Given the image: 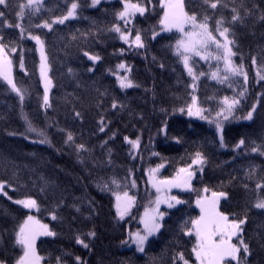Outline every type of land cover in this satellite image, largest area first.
I'll return each mask as SVG.
<instances>
[{
    "label": "trees",
    "instance_id": "trees-1",
    "mask_svg": "<svg viewBox=\"0 0 264 264\" xmlns=\"http://www.w3.org/2000/svg\"><path fill=\"white\" fill-rule=\"evenodd\" d=\"M21 2L26 0L0 5L4 12L0 35L3 43L16 48L15 53L9 52L13 77L25 90L21 106L16 94L0 80V182L13 199H35L37 215L54 233L35 242L40 264H57L58 259L59 264H78L77 258L79 264H173L174 259L175 264H183L179 254L195 264L192 221L197 220L194 202L202 192L208 196L224 193L218 211L229 220L245 219L240 238L248 245L249 254L241 257V264H264V210L254 206L258 198L264 199V188L256 187L264 184V155H260L264 151V80L256 75L257 67H264V20L260 19L264 0H222L215 10L203 0H183L185 12L195 14L198 21L209 17L210 31H216L218 19L225 21L230 38L236 41L232 60L237 65L243 63L248 73L246 86L242 76H230L224 83L213 79L211 74L218 69L221 76L226 74L222 62L212 58L217 53L214 45L209 47V59L190 57L198 76L197 104L207 110L205 116L210 113V118H215L224 97H237L247 87L234 115L228 120L220 118L223 147L215 123L186 116L193 93L192 77L175 54L180 35L173 30L161 31V0H133L147 9L127 25L133 35L135 29L140 30L145 44L140 49L122 44L118 34L110 31L113 25L127 30L116 18L122 9L120 0L94 8L91 0H77L81 5L77 18L55 24L51 31L35 25L66 14L70 0H44L38 14L26 10L23 19L17 16ZM225 4L227 7L222 6ZM233 8L238 9L241 21H231ZM4 20L13 27H4ZM17 23L25 29L23 39ZM154 31L159 35L153 39ZM29 34L40 36L45 45L52 80L47 108L42 107L38 58ZM85 52L99 60L88 61ZM21 53L27 75L19 66ZM253 57L257 58L256 66ZM120 63L129 67V77L138 87H118L111 73ZM253 105V117L245 121L243 117ZM182 107L184 112L179 111ZM22 117L31 120L48 142H34L41 137L27 131ZM69 133L73 140L66 142ZM125 137L140 140L135 155ZM242 139L245 144L236 148ZM81 144L86 150L78 152ZM253 146H259V151L252 152ZM196 152L205 159L202 172L195 174L189 191L175 193L182 203L172 209L161 208L160 230L147 240L142 253L137 252L130 246V233L141 232L139 219L150 195L145 169L164 164L162 176L169 177L187 166ZM124 192L134 197L135 204L128 217L118 221L113 195ZM27 213L0 195V261L4 264H16L20 259L22 248L15 239ZM49 215L56 219L49 221ZM187 230L193 234L185 235ZM77 237L88 248L77 244Z\"/></svg>",
    "mask_w": 264,
    "mask_h": 264
},
{
    "label": "snow or ice",
    "instance_id": "snow-or-ice-1",
    "mask_svg": "<svg viewBox=\"0 0 264 264\" xmlns=\"http://www.w3.org/2000/svg\"><path fill=\"white\" fill-rule=\"evenodd\" d=\"M123 4V10L118 11L116 13V18L119 21H122L125 28L127 29V25L133 24V17L136 14L143 16L146 12L145 6L142 3L133 2V0H120ZM152 0H148V3H151ZM205 4H207L211 9H217L218 6H221L222 0H203ZM101 3V0H91L90 6L96 7ZM0 5L7 7L8 0H0ZM223 7H227V5H222ZM44 7L43 0H27L26 3L21 2L19 4V12L17 13L18 18L23 19L25 16V11L28 10L30 14H38L41 9ZM81 7V5L77 2V0H70V6L67 8L66 14L61 17L54 18L51 23L48 21H44L42 24H36V27L47 28L51 31L53 24H64L65 21L69 19H76L78 16L77 9ZM161 7L164 8V14L161 17L159 24L161 26V31L171 32L173 29H176L180 33V38L177 40L175 48L176 55L180 57L185 70L188 75L192 77L193 81L198 79V76L193 71V66L190 65V55L198 56L202 60L209 59L212 54L209 51L210 45H214L217 49V53L212 56V58L217 60H223L224 63V72L225 75H220L219 69L215 72H212L211 77L213 79H217L218 82L224 83L229 80L230 76H242L245 86L248 83V73L244 70L245 66L243 63L237 65L232 61V57L236 55V52L233 51V45H235L236 41L230 38V28L225 26V21L223 19H218L216 21V34L214 35L212 31L209 30L208 19L209 17L206 15L202 21L197 20V16L195 14L189 15L184 10L183 0H161ZM232 17L231 21L233 23L237 21H241L242 17L239 14L238 9H232ZM4 17V12L0 11V18ZM261 20H264V16H261ZM186 25H190L191 30L185 31ZM4 27H13V25L7 21H3ZM16 28L20 29L21 39L24 38L25 29L20 24L17 23L15 25ZM110 31H114L119 35L120 40H122L125 44H128L130 47H135L137 49L144 48L145 44L142 39V35L139 29H135V37L134 39H130L131 33L133 29H127L126 31H122L119 25H113ZM159 35V32H153V39ZM28 39L33 40L37 45V51L40 53V77L44 86V94H43V104L42 107L47 108L50 107L49 104V90L52 86V80L48 76V72L50 70V66L48 64V58L45 54V45L44 41L38 35L29 34L27 36ZM4 37L0 35V80L8 85L13 93L19 98L21 106H23V101L25 99V90L20 88L12 74L13 69V60L9 56V52L15 53V47H9V45L3 43ZM190 54V55H189ZM85 56H88L89 60L96 62L99 60L98 56L89 55L87 52L84 53ZM252 64L256 66L257 58H252ZM20 69L25 71L27 75L25 65H24V57L21 53L20 56ZM125 65L123 63L117 66L118 69H125ZM71 71V69L69 70ZM91 71V69H89ZM200 75H204V73H200ZM257 79L264 80V67H257ZM117 81L119 82V86L121 89H127L132 87H138L135 85L127 76L121 77L117 74ZM231 87V85H229ZM193 88V92H195L196 85L193 83L191 85ZM235 91V89H234ZM247 92V87H245L242 91L238 93L237 97L229 98L224 97L220 104L222 107L216 112L215 118H210L209 116H205L204 112L207 111L198 106L197 97L193 94L191 97V103L187 104V114L192 117L195 116L199 119L207 120L209 124L215 123L216 129L218 132L222 131V122L220 118L223 120H228L230 117L234 115V110L241 103V99L245 96ZM113 108H116V103H113ZM255 105L251 111L247 113L245 120H251L253 117V112L255 111ZM180 112H184L185 109L182 107L179 109ZM79 115V113H77ZM25 120L27 131L35 133L37 136L41 137V139L34 141L36 143H46L47 138L45 134L35 128L32 124L31 120H28L27 117H22ZM104 127L100 128V131H103ZM10 135H14V133H9ZM27 138V137H26ZM126 142L130 143L133 149L138 148L139 139L135 141L129 140L128 137L124 138ZM73 140V136L71 133L67 135V141L70 142ZM245 144V141L242 139L236 145V148H240ZM224 146L223 136H221V147ZM86 150L84 145H78L77 151ZM252 152L259 151V146H253L251 148ZM260 155H264V151H260ZM205 163V159L200 152L195 153V158L192 160V165H202ZM162 167V165H161ZM191 165L188 168H180L177 172L176 177L171 180H161L156 181L155 174L159 171V168L150 169L149 170V183L156 189L157 193L162 192V185L166 186L169 190L172 187L180 188V189H189L190 190V179L194 175L193 171H190ZM113 183H116L113 180ZM135 181L132 183V187H135ZM104 187H107L105 185ZM257 189L264 188V184L257 183ZM5 188L4 183H0V191ZM207 191V189H205ZM224 193H213V198L211 200L207 199H198L196 201L197 207L200 208V218L192 221V229L194 230V234L196 236V245L193 248V253L195 255L197 264H225V261L231 260L235 261L236 264H241L240 251L243 249L244 255L247 256L249 254V247L246 243H244L243 238H240V245H234L231 243V240L234 236H239L242 232V225L245 224V219L232 220L229 221V218L225 215H222L216 209V205L218 200ZM124 198L128 202L123 211H121V207L119 201L121 197L118 195L116 197L117 203V215L120 219L124 218V214L127 212L128 208L134 203V197L128 195L127 192H124ZM170 201H175L176 204H180L183 201L179 200L175 196H169L164 198L160 195L157 196L155 201L156 209H154L153 215L149 213H145V217L141 219V223L144 224V234L140 232L130 234V238L132 243L136 245V250L138 252L144 251L145 242L148 240V237L154 235L157 231H159L161 225L157 222V215L160 219H163L164 213L159 212V205L161 203H167L168 207H173V203ZM13 203L22 206L25 209H35L38 208L37 201L32 198L25 199H17L13 200ZM255 208L264 209V199H257L255 203ZM53 219H56L53 216ZM38 222L34 220V218L29 215L27 220L20 226L19 231L16 233L15 242L17 245H20L23 249V255L20 257L18 264H40L41 257L37 255L35 248V240L38 235H54L53 232L48 230L47 225H39V229L29 227L30 224H37ZM193 230L185 231V235H192ZM89 236L94 235V233H88ZM219 237V239H215ZM77 244H82L83 247L88 248V244L84 243V241L80 238H76ZM126 243V242H125ZM178 259L183 261V264H188V262L184 259L182 254L178 255ZM79 264V258H77ZM59 264V259L57 261ZM173 264H175V259Z\"/></svg>",
    "mask_w": 264,
    "mask_h": 264
},
{
    "label": "rangeland",
    "instance_id": "rangeland-1",
    "mask_svg": "<svg viewBox=\"0 0 264 264\" xmlns=\"http://www.w3.org/2000/svg\"><path fill=\"white\" fill-rule=\"evenodd\" d=\"M44 1V0H43ZM109 1H111V0H101V3H103V2H109ZM26 2H27V0H26ZM25 2V3H26ZM100 3V4H101ZM144 6V5H143ZM92 8H94V7H92ZM146 8V7H145ZM121 10H123V4H122V9ZM164 14V13H163ZM139 14H136L135 16H138ZM134 18V17H133ZM69 20H71V19H69ZM68 21V20H67ZM66 22V21H65ZM122 24H123V22L122 21H120ZM51 23V22H50ZM53 25H55V24H53ZM52 25V26H53ZM124 25V24H123ZM45 29H47V28H45ZM121 29H122V31H126V30H124L123 29V27H121ZM191 30V28H190V25H186V27H185V31H190ZM173 31H175V32H177L179 35H180V33L176 30V29H173ZM213 34L215 35L216 34V31L215 32H213ZM119 36V35H118ZM134 37H135V35H133L132 33H131V36H130V39H134ZM120 39V38H119ZM121 41V43L122 44H124V45H126V46H129L128 44H125L122 40H120ZM33 42V41H32ZM35 43V42H34ZM35 48H36V53H37V58H38V75H39V79H40V83H41V87H42V104H43V94H44V86H43V83H42V81H41V77H40V53H39V51H37V45L35 44ZM129 48H135V47H130L129 46ZM190 55V54H189ZM87 57V56H86ZM190 57H191V55H190ZM88 59V58H87ZM88 61H90V62H92V60H89L88 59ZM221 62H222V64H221V69H222V71L224 70L223 68H224V63H223V60H220ZM233 61V60H232ZM189 63H190V61H189ZM121 64V63H120ZM124 64V63H123ZM183 64V63H182ZM119 65V64H118ZM117 65V66H118ZM126 67H125V69H118L117 68V66H116V72H112L111 73V75L115 78V80H116V83H117V85H118V87L120 88V86H119V82L117 81V79H116V76H117V74L118 75H120L121 77H123V76H127L128 78H129V80H131L130 79V77H129V67L126 65V64H124ZM224 72V71H223ZM186 73H187V71H186ZM12 74H13V69H12ZM188 74V73H187ZM48 76H49V78H50V74H49V72H48ZM189 76V75H188ZM190 77V76H189ZM191 80H192V85H193V83H195V85H196V83H197V80L196 81H193V79L191 78ZM2 81V80H1ZM3 82V81H2ZM121 89V88H120ZM127 89H130V88H127ZM127 89H121V90H127ZM193 89V88H192ZM51 90H52V86H51V88H50V90H49V99H50V93H51ZM195 95V92H193L192 93V95ZM196 96V95H195ZM192 97V96H191ZM190 103H191V101H190ZM186 116H188V114H187V111H186ZM188 117H190V116H188ZM192 117H194V118H197V117H195V116H192ZM245 120V119H244ZM246 121V120H245ZM216 133H217V136H218V139L220 140V142H221V136H222V131L221 132H218L217 131V129H216ZM138 138H136V139H129V140H131V141H135V140H137ZM126 144L128 145V149H129V151L133 154V155H135L136 153H137V151H138V149H139V146H138V148H136V149H133V147H132V145L130 144V143H128V142H126ZM139 145H140V140H139ZM195 158V156L192 158V160ZM192 160H191V162L187 165V166H185V167H182V168H188L190 165H191V168H190V171H193L194 172V175L191 177V179H190V189H191V185H192V181H193V178H194V176H195V174L196 173H200V172H202V170H203V164L202 165H192ZM161 165H162V167H161ZM164 167H165V165L164 164H160V165H157V166H151V167H149V166H147V168L145 169V177H146V185H147V188H148V191H149V198H148V202H147V204H146V206L144 207V209H143V211H142V213H141V216H140V219H139V224H140V227H141V234H144V224H142L141 223V219L142 218H144L145 217V213L147 212V213H149L150 215H153V214H156V213H154V209H156V203H155V201H156V199H157V196L158 195H160V196H162V197H164V198H167V197H169V196H175V197H177L176 196V192H183V191H189V189H180V188H176V187H172L170 190L166 187V186H161L162 187V192L161 193H157L156 192V189L152 186V184L151 183H149V175H148V173H149V170L150 169H156V168H159V171L155 174V179H156V181H161V180H171V179H173L174 177H176V175H177V172H178V170L180 169H177L171 176H169V177H165V176H162V172H163V170H164ZM0 183H2V182H0ZM0 195H3V196H5L6 198H8L9 200H11L12 202H13V200H17V199H13V198H11L10 197V195H9V193H8V191L4 188L2 191H0ZM120 196L121 197V200L119 201V204H120V207H121V211H123L124 210V208L126 207V205H127V201H126V199L124 198V193H120V194H114L113 195V208H114V212H115V215H116V218H117V220L118 221H122V220H124L126 217H128V215H129V213H130V210L132 209V207L134 206V204H135V200H134V203H132V205L128 208V210H127V212L124 214V218L123 219H120L119 218V216L117 215V203H118V201H117V199H116V197L117 196ZM130 196V195H129ZM224 197V195L223 196H221L220 198H219V200L220 199H222ZM178 198V197H177ZM207 199V200H211L212 198H213V193H211V195L210 196H205L203 193L198 197V198H196V200H195V202H194V206H195V208L197 209V211H198V213H199V215H198V218L197 219H199L200 218V215H201V212H200V208L199 207H197V204H196V201L198 200V199ZM18 199H25V198H18ZM179 199V198H178ZM219 200H218V203H219ZM171 203H173V207H171V208H169L168 207V205H167V203H161L160 205H159V209H158V211L159 212H161V208H165V209H172V208H175V207H177L179 204H176L175 203V201H170ZM217 203V204H218ZM15 204V203H14ZM18 207H20V208H22L23 210H25V211H27L28 213H27V215H26V217L24 218V220L22 221V223H21V225L24 223V221L25 220H27V217L29 216V215H31L33 218H34V220L35 221H37L38 223L37 224H30L29 225V227H31V228H36V229H39V225H47L48 226V230L49 231H51V229H50V225H49V223L48 222H45V221H43V220H41L40 218H39V216L37 215V212H38V208H35V209H31V210H29V209H25V208H23L22 206H20V205H18V204H16ZM216 209H217V205H216ZM264 210V209H263ZM217 211H218V209H217ZM47 219L49 220V221H51L52 219H53V215H49L48 217H47ZM161 221H162V219H160L159 218V216L157 215V222L161 225ZM229 221H232V220H229ZM20 225V226H21ZM160 230V229H159ZM18 231H19V229H18ZM52 232V231H51ZM158 232V231H157ZM156 232V233H157ZM132 233H136V232H132ZM132 233H130V234H132ZM155 233V234H156ZM155 234L154 235H151V236H149L148 237V239H150L151 237H153V236H155ZM44 237H50L49 235H38V236H36V240H35V242L39 239V238H44ZM215 239H219V237H216ZM146 243H147V241L145 242V245H144V248H145V246H146ZM231 243L232 244H234V245H237V246H239L240 245V234H239V236H234L233 238H232V240H231ZM130 246H133L134 248H135V250H136V245L134 244V243H132V240H131V238H130ZM22 248V247H21ZM137 251V250H136ZM138 252V251H137ZM139 253H142V252H139ZM23 255V249H22V254H21V256ZM244 255V252H243V249L241 248V251H240V258L242 257ZM20 256V257H21ZM246 256L244 255V258H245ZM194 258H195V255H194ZM19 261V260H18ZM18 261L16 262V264H18ZM195 261H196V258H195ZM0 264H4L3 262H1L0 261ZM188 264H190V263H188ZM195 264H197V261H196V263Z\"/></svg>",
    "mask_w": 264,
    "mask_h": 264
},
{
    "label": "bare ground",
    "instance_id": "bare-ground-1",
    "mask_svg": "<svg viewBox=\"0 0 264 264\" xmlns=\"http://www.w3.org/2000/svg\"><path fill=\"white\" fill-rule=\"evenodd\" d=\"M50 96H51V94H50Z\"/></svg>",
    "mask_w": 264,
    "mask_h": 264
}]
</instances>
